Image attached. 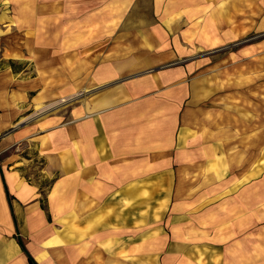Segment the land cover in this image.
Instances as JSON below:
<instances>
[{
  "label": "rangeland",
  "instance_id": "obj_1",
  "mask_svg": "<svg viewBox=\"0 0 264 264\" xmlns=\"http://www.w3.org/2000/svg\"><path fill=\"white\" fill-rule=\"evenodd\" d=\"M0 11L2 85L26 87L12 110L2 101L25 132L5 154L35 163L33 177L52 166L45 193L60 159L80 156L69 226L92 211L94 177L113 172L127 193L93 223L122 214L146 256L264 264V0H1ZM102 115L106 137L86 153ZM55 141L69 147L51 154Z\"/></svg>",
  "mask_w": 264,
  "mask_h": 264
},
{
  "label": "crops",
  "instance_id": "obj_2",
  "mask_svg": "<svg viewBox=\"0 0 264 264\" xmlns=\"http://www.w3.org/2000/svg\"><path fill=\"white\" fill-rule=\"evenodd\" d=\"M3 16L0 11V23ZM1 29L0 27V36ZM9 72L6 74L8 85H12ZM6 78L0 72V264H31L20 239L38 264H160L154 257L157 252L153 253L152 257L146 256V243L139 238V230L132 231L133 234L130 235L128 227L121 225L122 214L111 212L106 219L102 218L101 223H93L101 212L102 216H105L108 209L119 202L121 196L118 192L127 191L124 186L129 184L128 178L121 177L115 180L113 172L110 177H94L102 180L95 179L92 182V211L89 214L81 213L77 221L79 228L74 229L69 226L76 217L71 199L74 195L66 186L74 179L70 175L75 174V159L80 163V156H76L74 160L71 158L73 165L69 162L70 158L60 159L56 171L61 175L45 193L42 185L46 181L41 180L42 175L47 178L52 166L49 167L48 164L43 168L42 170L46 172L41 173V177L36 176L37 173H34L33 177L35 163L23 160L18 154H5L8 148L16 145L25 132L18 128L15 120H11L10 112H1L2 101L9 104L8 110H12L14 104L23 101L25 97L23 90H26L25 85H20V89L2 85L6 83ZM103 116L105 117L102 115L101 118L92 119V132L87 131L88 135L92 134V145L87 147L86 153L91 149L94 152L96 149L94 143H98L97 140L100 141V138L103 141L106 137V133H102V130H106L104 125L98 129L96 124V120L105 121ZM80 135L81 131L76 128L69 132L72 140ZM68 147L69 145L55 141L53 145L46 147V151L60 154ZM94 159L95 156L92 160V175ZM99 163L103 164L102 168L105 170V162L100 160ZM113 185L121 187L114 191ZM137 191V188L132 189L134 194ZM85 203L87 204V201H84L81 207H84ZM91 218L90 230L88 224ZM66 221L69 223H65ZM155 248L160 249V245H153V250Z\"/></svg>",
  "mask_w": 264,
  "mask_h": 264
},
{
  "label": "bare ground",
  "instance_id": "obj_3",
  "mask_svg": "<svg viewBox=\"0 0 264 264\" xmlns=\"http://www.w3.org/2000/svg\"><path fill=\"white\" fill-rule=\"evenodd\" d=\"M34 45H35V44H34ZM38 109L43 110V105H41V103L38 104ZM185 131H186V128H183V129H182V133H180V134H182V135H181V139H182V140H184V139L186 138V136H185V135H186V134H185ZM123 192H124V191H119V192H118V195H119V196H122V195H123ZM126 193H127V191H126Z\"/></svg>",
  "mask_w": 264,
  "mask_h": 264
},
{
  "label": "trees",
  "instance_id": "obj_4",
  "mask_svg": "<svg viewBox=\"0 0 264 264\" xmlns=\"http://www.w3.org/2000/svg\"><path fill=\"white\" fill-rule=\"evenodd\" d=\"M20 243H21V245L23 246V249L27 252L30 263H31V264H38V263L35 261V259L33 258V256H32V255L26 250V248L24 247V244H23V242L21 241V239H20Z\"/></svg>",
  "mask_w": 264,
  "mask_h": 264
}]
</instances>
